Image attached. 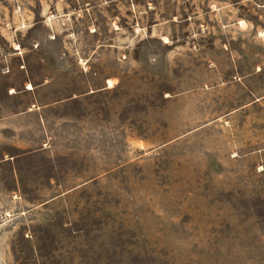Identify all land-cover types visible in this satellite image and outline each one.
Listing matches in <instances>:
<instances>
[{
  "label": "rangeland",
  "instance_id": "obj_1",
  "mask_svg": "<svg viewBox=\"0 0 264 264\" xmlns=\"http://www.w3.org/2000/svg\"><path fill=\"white\" fill-rule=\"evenodd\" d=\"M0 264H264V0H0Z\"/></svg>",
  "mask_w": 264,
  "mask_h": 264
}]
</instances>
